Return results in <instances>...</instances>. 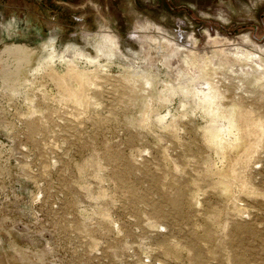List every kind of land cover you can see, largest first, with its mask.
<instances>
[{
  "label": "rangeland",
  "instance_id": "rangeland-1",
  "mask_svg": "<svg viewBox=\"0 0 264 264\" xmlns=\"http://www.w3.org/2000/svg\"><path fill=\"white\" fill-rule=\"evenodd\" d=\"M111 228L264 264V0H0V264H104Z\"/></svg>",
  "mask_w": 264,
  "mask_h": 264
},
{
  "label": "built area",
  "instance_id": "built-area-1",
  "mask_svg": "<svg viewBox=\"0 0 264 264\" xmlns=\"http://www.w3.org/2000/svg\"><path fill=\"white\" fill-rule=\"evenodd\" d=\"M116 232L118 233L116 238H118V240H121V239L124 240V242L120 244L121 245L120 249H121V252L123 254H118L119 249H116V247H115L114 255H113L114 257L111 255L107 256V259H106L107 263H104V264H118V262H119V264H168V263L162 262L160 259H156L153 257L151 258L150 256H147L146 254L143 256H140V258L134 262L132 257L131 258L127 257L128 248L130 246L129 238L126 235L122 234V230L117 229V228H115V229L111 228L109 230V236H111V234L116 236ZM97 249H98V251L93 250V259L94 260L99 259L98 258L99 254L101 255L102 254L101 252L103 251L102 247L97 248Z\"/></svg>",
  "mask_w": 264,
  "mask_h": 264
}]
</instances>
